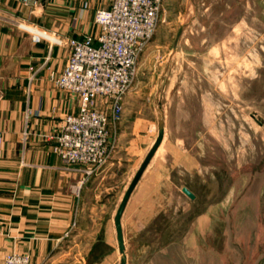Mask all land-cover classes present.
I'll return each instance as SVG.
<instances>
[{"label":"rangeland","instance_id":"rangeland-1","mask_svg":"<svg viewBox=\"0 0 264 264\" xmlns=\"http://www.w3.org/2000/svg\"><path fill=\"white\" fill-rule=\"evenodd\" d=\"M126 96L122 144L84 191L95 222L87 217L86 232L67 236L45 264H119L116 238L100 231L90 246L89 229L108 217L97 216L98 199L116 204L133 178L160 111L165 142L123 219L127 264H262L264 0H165ZM126 151L129 172L112 198L109 177Z\"/></svg>","mask_w":264,"mask_h":264},{"label":"crops","instance_id":"crops-1","mask_svg":"<svg viewBox=\"0 0 264 264\" xmlns=\"http://www.w3.org/2000/svg\"><path fill=\"white\" fill-rule=\"evenodd\" d=\"M111 3L112 0H0V132L4 135L0 159V260L17 250L27 253L31 264H45L67 238L68 231L76 236L86 232L83 224L87 217L95 222L93 215L83 211L82 200L97 172L87 175L85 166L67 164L54 150L66 116L79 112L80 101L75 94L55 87L51 80L52 73L64 70L69 57L68 45L53 38L96 36V10L109 8ZM30 28L48 35L35 42ZM126 100L127 96L122 119L113 129L117 149L122 144L121 127L129 122L124 115ZM161 146L129 199L122 225L133 195ZM128 155L132 152H123V157L115 160L117 168L106 189L112 198L114 187L129 172ZM132 179L119 197L118 206ZM97 202V216L104 213L108 217L102 224L97 217L96 228L89 229L90 246L103 240V232H107V242L110 236L117 240L114 218L118 206L110 198Z\"/></svg>","mask_w":264,"mask_h":264},{"label":"built area","instance_id":"built-area-1","mask_svg":"<svg viewBox=\"0 0 264 264\" xmlns=\"http://www.w3.org/2000/svg\"><path fill=\"white\" fill-rule=\"evenodd\" d=\"M164 2L112 0L109 8L96 10V36L53 38L68 45L69 57L64 70L52 73L51 80L80 101L79 112L66 116L54 150L67 164L85 166L87 175L108 162L117 149L113 129L122 119L139 56L157 29ZM30 29L35 42L48 35ZM3 153L4 135L0 132V159ZM0 264H31V259L27 253L14 250L5 254Z\"/></svg>","mask_w":264,"mask_h":264},{"label":"water","instance_id":"water-1","mask_svg":"<svg viewBox=\"0 0 264 264\" xmlns=\"http://www.w3.org/2000/svg\"><path fill=\"white\" fill-rule=\"evenodd\" d=\"M161 112V117L159 119V131L158 135L149 149L148 153L146 154L145 158L143 159L142 163L140 164L138 170L136 171L132 181L130 182L127 190L124 193V196L117 208L115 218H114V223H115V229H116V236H117V243H118V248L119 252L121 254L119 264H127L128 263V252H127V247L125 243V237H124V231H123V225H122V217L125 212L126 206L129 202V199L137 187L139 181L141 180L145 170L151 163L153 157L155 156L158 148L161 146L163 143V140L165 138V125H164V116ZM183 192L187 194L191 199L195 198V194L187 187H183ZM264 264V261L263 263Z\"/></svg>","mask_w":264,"mask_h":264}]
</instances>
